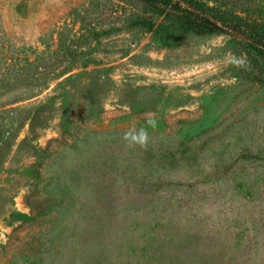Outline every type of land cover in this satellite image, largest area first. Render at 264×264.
<instances>
[{
    "label": "rangeland",
    "instance_id": "1",
    "mask_svg": "<svg viewBox=\"0 0 264 264\" xmlns=\"http://www.w3.org/2000/svg\"><path fill=\"white\" fill-rule=\"evenodd\" d=\"M264 33V0H199ZM0 264H264V53L148 0H0Z\"/></svg>",
    "mask_w": 264,
    "mask_h": 264
},
{
    "label": "trees",
    "instance_id": "2",
    "mask_svg": "<svg viewBox=\"0 0 264 264\" xmlns=\"http://www.w3.org/2000/svg\"><path fill=\"white\" fill-rule=\"evenodd\" d=\"M172 6L208 32H226L240 37L264 53V33L238 13L199 0H148Z\"/></svg>",
    "mask_w": 264,
    "mask_h": 264
}]
</instances>
